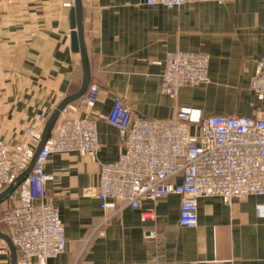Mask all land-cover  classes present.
Returning a JSON list of instances; mask_svg holds the SVG:
<instances>
[{
    "label": "crops",
    "instance_id": "0c3cea01",
    "mask_svg": "<svg viewBox=\"0 0 264 264\" xmlns=\"http://www.w3.org/2000/svg\"><path fill=\"white\" fill-rule=\"evenodd\" d=\"M76 2L0 0V140L11 148L26 141L27 125L41 114L49 119L81 87L82 56L72 46ZM81 3L90 84L100 93L93 107L71 102L77 109L70 115L98 119L99 148L53 153L45 163L53 175L48 200L59 207L68 240L48 264H264V195L202 198L196 227L179 225L178 194L113 213L93 195L102 165L123 150L118 128L105 119L117 97L134 117L147 119L171 120L180 107L208 116L264 117V98L251 89L264 53V0H199L174 8L144 0ZM174 50L210 57L207 79L175 98L162 90L166 57ZM8 200L0 203V231L9 235L2 221ZM7 247L0 264H18L19 252L14 262Z\"/></svg>",
    "mask_w": 264,
    "mask_h": 264
},
{
    "label": "built area",
    "instance_id": "2783aa9c",
    "mask_svg": "<svg viewBox=\"0 0 264 264\" xmlns=\"http://www.w3.org/2000/svg\"><path fill=\"white\" fill-rule=\"evenodd\" d=\"M144 1L147 5L174 8L199 0ZM209 62L204 52L170 51L162 75L163 92L175 98L184 87H196L207 79ZM251 89L264 98V53L257 62ZM99 93V86L90 84L77 100L78 105L93 107ZM75 109L77 105L68 104L61 110L62 118L37 156L33 142L41 140L46 114L27 125V139L17 147L11 148L0 140V193L14 185L36 157L35 165L18 187V202L2 215L19 252L18 264H48L67 247L60 209L48 200L46 190L53 175L44 166L53 153L97 152L98 119L70 115ZM105 119L118 128L123 142L119 157L102 165L99 184L93 192L106 213L125 206L139 209L144 199L157 205L161 197L178 194L179 225L196 227L202 198L220 196L228 200L264 195L263 116H208L198 108L180 107L171 120L147 119L134 117L124 99L117 97ZM150 212L143 213V219ZM7 249L5 239L0 237V253Z\"/></svg>",
    "mask_w": 264,
    "mask_h": 264
},
{
    "label": "water",
    "instance_id": "95a60500",
    "mask_svg": "<svg viewBox=\"0 0 264 264\" xmlns=\"http://www.w3.org/2000/svg\"><path fill=\"white\" fill-rule=\"evenodd\" d=\"M81 4H82L81 0H77L76 5L72 8V10H71V22H72V28H73V31H72L73 50L76 52H80L81 56H82V62H83V67H84L83 81H82V84H81L79 91L75 95H72V96L65 98L58 105V107L55 109V111L50 115L49 119L47 120V122L45 124L40 144H39L38 148L36 149V156L38 155V153L42 149L45 141L49 137V135L51 133L50 132L51 128L54 126L57 118L60 115L61 110L66 105L70 104L71 102L78 100L86 92L87 88L90 85V75H89V70H88L87 65H86V49H85V45H84V41H83V33H82V22H81L82 6H81ZM75 28H76V30H75ZM35 162H36V157L30 163L28 168L22 173V175L19 177L18 181L14 185L8 187L7 189H5L3 192L0 193V203H2L4 200L9 198L16 191V189L19 187V185L22 183V181L26 178V176L32 170L33 166L35 165ZM0 237H2L3 239H5L7 241L8 245L10 246V248L13 252L14 262H16V260H17V249H16L11 237L8 234L3 233L1 231H0Z\"/></svg>",
    "mask_w": 264,
    "mask_h": 264
},
{
    "label": "rangeland",
    "instance_id": "374dc122",
    "mask_svg": "<svg viewBox=\"0 0 264 264\" xmlns=\"http://www.w3.org/2000/svg\"><path fill=\"white\" fill-rule=\"evenodd\" d=\"M68 5H72V4L68 3ZM13 195H15L14 198H12ZM18 198H19V190L17 188L16 191L9 198H7V199H9L8 200L9 205L11 207H13L16 204L15 201L18 200Z\"/></svg>",
    "mask_w": 264,
    "mask_h": 264
},
{
    "label": "trees",
    "instance_id": "16d2710c",
    "mask_svg": "<svg viewBox=\"0 0 264 264\" xmlns=\"http://www.w3.org/2000/svg\"><path fill=\"white\" fill-rule=\"evenodd\" d=\"M76 102H77V100H76Z\"/></svg>",
    "mask_w": 264,
    "mask_h": 264
}]
</instances>
